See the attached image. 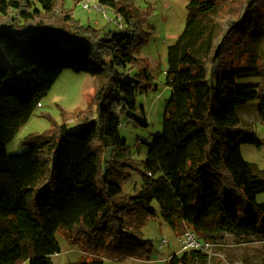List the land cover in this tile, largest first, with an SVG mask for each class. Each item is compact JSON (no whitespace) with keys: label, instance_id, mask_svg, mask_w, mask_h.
Wrapping results in <instances>:
<instances>
[{"label":"trees","instance_id":"obj_1","mask_svg":"<svg viewBox=\"0 0 264 264\" xmlns=\"http://www.w3.org/2000/svg\"><path fill=\"white\" fill-rule=\"evenodd\" d=\"M57 1L0 0V264H54L59 232L95 253L79 264L148 260L153 244L141 228L159 212L178 236L192 228L208 241L227 233L264 242V176L242 154L244 144L264 139L238 112L257 102L264 122V63L253 50L264 30L263 0L188 1L185 26L168 47L163 131L142 160L135 194L121 183L132 158L120 127L123 115L148 125L136 113L146 118L138 96L152 87L148 60L134 54L147 41L144 20L130 4L99 0L124 16L125 30L103 35L73 13L56 27L46 18ZM65 69L106 81L73 125L53 121L25 138V151L9 153ZM209 262L208 251L191 249L167 264Z\"/></svg>","mask_w":264,"mask_h":264},{"label":"rangeland","instance_id":"obj_2","mask_svg":"<svg viewBox=\"0 0 264 264\" xmlns=\"http://www.w3.org/2000/svg\"><path fill=\"white\" fill-rule=\"evenodd\" d=\"M132 5L137 17H142L144 32L147 35V41L138 46L134 54L148 60L150 72L152 74V87L146 92L139 94V107L144 106L146 118L137 111L143 121L147 119L148 125L135 124L133 120H128L125 115L122 116L121 134L127 138L131 162L126 168L129 174L126 179H121V183L127 193L135 194L143 186L141 170H144L142 160L146 158L149 145L152 144L157 135L163 131V123L166 114L168 100L171 96V88L167 84V53L168 47L173 44L176 38L181 34L187 14V4L189 0H121ZM264 6V0L262 1ZM107 16H104L96 9L83 10L80 3L75 4V0H58L54 5L53 11L46 18V23L56 27L64 25L65 15H72L81 24L101 28L102 34L109 31H120L118 25L110 22L108 17L114 18V10L109 6ZM127 23L125 21V28ZM254 51L257 53V61L264 63V30L255 35L253 41ZM106 81V76L90 75L85 72H74L65 69L56 83L53 85L49 94L41 101L40 106L35 110L29 121L21 128L14 138L7 144L9 153L23 152L28 148L24 143L25 138L32 133H44L53 126V121L62 123L67 119L70 124H74L73 116L80 110L88 109L92 103V98L98 88ZM247 81H260L263 79L251 78ZM42 105V107H41ZM239 114L242 118V125L245 128H253L252 132L264 139V122L258 113L257 102H251L239 108ZM48 113L51 118L46 116ZM244 158L255 164L259 174L264 176V144L257 146L255 144H244L242 146ZM107 157H110L108 152ZM261 171H260V170ZM259 201L264 202V193L259 195ZM153 206L159 209L156 201ZM142 236L148 239L152 244L150 259L142 260L133 257L123 259H107V264H165L158 263V259L167 258L171 253H178L181 248L178 233L165 222L160 214L150 217L145 226L141 228ZM57 240L61 247V252L53 255L54 264H79L82 260L96 257L95 253L88 251L83 246H78L67 240L64 233H57ZM162 238L170 241L169 245L159 248V242ZM84 238H82L83 240ZM222 240L226 241L218 245ZM215 246L210 250L212 258L210 264H220L215 260L216 253L221 250L227 253L226 258L230 257L231 250L241 251V264H264V242L253 241L245 243L231 234L221 235L213 241ZM152 261L150 262L149 260ZM156 259V260H155ZM21 264H28L24 261Z\"/></svg>","mask_w":264,"mask_h":264},{"label":"built area","instance_id":"obj_3","mask_svg":"<svg viewBox=\"0 0 264 264\" xmlns=\"http://www.w3.org/2000/svg\"><path fill=\"white\" fill-rule=\"evenodd\" d=\"M80 6L83 10H90V9H96L97 11L101 12L104 16H107V8L105 4L101 3L99 0H81ZM113 9V8H112ZM114 10V18L111 17L108 19L110 22H113L115 25H118V27L121 30H125V18L124 16ZM40 106V104H38ZM181 248H180V254L184 253L186 251H189L191 249H203L208 251L212 246L213 243L211 241L205 240L201 238L198 233L192 229H187L180 237H179ZM170 241L166 238H162L159 242V248H163L167 245H169Z\"/></svg>","mask_w":264,"mask_h":264},{"label":"crops","instance_id":"obj_4","mask_svg":"<svg viewBox=\"0 0 264 264\" xmlns=\"http://www.w3.org/2000/svg\"><path fill=\"white\" fill-rule=\"evenodd\" d=\"M41 107H42V105H41ZM22 128H23V127H22ZM259 170H260V169H259ZM260 171H261V170H260ZM221 235H225V236H227V235H229V234L224 233V234H221ZM221 235H220V236H221ZM220 236H219L218 238H220ZM211 242L213 243V246L208 250V252L210 253V259L212 258V255H211L210 250L215 246V243H214L213 241H211ZM225 242H226V241L222 240L220 243H218V245L220 246V245H222V244L225 243ZM229 250H231V254H230V257L228 258V260H227V258L225 257L227 253H222L221 250H219V252L216 253V256H217V257L215 258V260H217L220 264H241V261H240V260H237V259L241 258V251H240V250H236V249H229ZM178 253H180V251H179ZM173 254H177V253H171L167 258L158 259V260H157L158 263H165V264H167L169 258H170ZM155 260H156V259H155ZM149 261L151 262L152 259L149 260ZM209 264H210V262H209Z\"/></svg>","mask_w":264,"mask_h":264}]
</instances>
